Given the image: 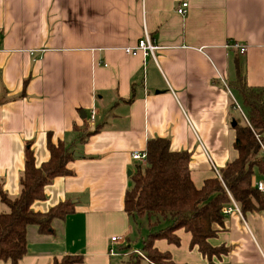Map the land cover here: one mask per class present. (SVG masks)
Segmentation results:
<instances>
[{"label":"crops","instance_id":"1","mask_svg":"<svg viewBox=\"0 0 264 264\" xmlns=\"http://www.w3.org/2000/svg\"><path fill=\"white\" fill-rule=\"evenodd\" d=\"M143 30L154 55L126 53ZM231 41L246 44L245 53L226 47ZM236 58L247 85L264 87V0H0V185L17 196L26 143L39 166L50 137L73 151L71 173L54 177L30 208L74 204L48 233L28 225L26 253L0 264H48L66 254L80 255L76 264H118L134 233L124 210L134 150L167 137L172 150L190 153L197 187L235 158L228 89ZM75 125L96 131L80 141ZM176 234L178 245L154 246L177 263L264 264V209L225 214L208 242L229 249L210 260L189 247L190 233Z\"/></svg>","mask_w":264,"mask_h":264},{"label":"trees","instance_id":"2","mask_svg":"<svg viewBox=\"0 0 264 264\" xmlns=\"http://www.w3.org/2000/svg\"><path fill=\"white\" fill-rule=\"evenodd\" d=\"M234 66L236 77L229 82L232 93L228 91L230 110L238 112V116H231L235 158L220 168L221 179L215 174L197 187L191 179L187 150H172L167 137L148 139L144 149L146 162L137 161L136 169L130 172L132 186L124 195L125 212L134 223L146 218L148 233L142 237L140 249L127 252V258L118 264H139L140 259L148 264H184L175 262L168 251L154 246L156 239L178 245V229L190 233V248L196 247L208 260L212 256L219 257L229 248L213 246L208 239L214 237L223 224L226 214L223 210L231 203V198L238 205L240 214L264 209V193L253 187L255 179L264 175L261 149L264 144V87L247 85L239 58ZM74 130L80 141L96 131L89 130L86 125H75ZM47 149L48 159L37 166L31 144L26 143L17 196L10 197L0 185V201L8 207L7 211L0 212V260L16 263L23 257L27 251L28 225L35 224L39 232L48 233L52 230L53 218H64L74 211V204L69 199L45 212L30 208L34 200L44 197V187L54 177L71 173L67 166L73 154L70 147L63 141L54 143L48 137ZM160 221L167 224L154 228ZM80 261V255L66 254L48 264H76Z\"/></svg>","mask_w":264,"mask_h":264},{"label":"built area","instance_id":"3","mask_svg":"<svg viewBox=\"0 0 264 264\" xmlns=\"http://www.w3.org/2000/svg\"><path fill=\"white\" fill-rule=\"evenodd\" d=\"M187 6H188L187 2L182 1L179 5H177L176 12L181 14V15L184 14ZM226 47L235 49L240 54L245 53V51L247 50L246 44H241V43H238L236 41L228 42ZM156 48L157 47L151 43L150 36H149L148 32L146 30H143V34H142L141 38L136 42L135 46H126L123 49L126 53H129V54H136L138 52H142L144 54L150 53L153 56L154 50ZM236 107L238 109H240V107L237 103H236ZM94 116H95V109L92 108L91 112H90V121H93ZM261 146H262V148H261L262 149V156L264 159V144H262ZM131 158L133 160H136V161L144 164L146 162V152H145V150H134L131 153ZM214 169H215L216 176L221 179L219 171L216 168H214ZM253 187H255L260 192L264 193V175L255 179V181L253 183ZM231 211H236L240 214V209H239L238 205L236 204V202L232 198H231V203L228 204V206H226L224 208L223 212L227 214ZM121 239H122L121 236H112L111 237L112 241H119ZM110 253H115V251L113 249H110Z\"/></svg>","mask_w":264,"mask_h":264},{"label":"rangeland","instance_id":"4","mask_svg":"<svg viewBox=\"0 0 264 264\" xmlns=\"http://www.w3.org/2000/svg\"><path fill=\"white\" fill-rule=\"evenodd\" d=\"M233 93L235 94L234 91H233ZM233 114L235 116H238V112L236 110L233 111ZM133 223H134V221H133ZM166 224H167V222L160 221L154 228L163 227ZM147 233H148V225L146 222V218L137 219V222L134 223V233L130 236L131 245L128 246L129 248H124L120 252L121 253L122 252L127 253L129 251H132V249H134V248L140 249L142 237H144ZM126 253H125V255L120 254V257H119L120 259L117 263H120L121 261H123L127 258ZM139 264H148V263L145 260L140 259Z\"/></svg>","mask_w":264,"mask_h":264},{"label":"water","instance_id":"5","mask_svg":"<svg viewBox=\"0 0 264 264\" xmlns=\"http://www.w3.org/2000/svg\"><path fill=\"white\" fill-rule=\"evenodd\" d=\"M82 116H84V115L82 114Z\"/></svg>","mask_w":264,"mask_h":264}]
</instances>
